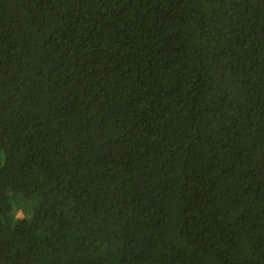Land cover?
Masks as SVG:
<instances>
[{
	"label": "trees",
	"instance_id": "1",
	"mask_svg": "<svg viewBox=\"0 0 264 264\" xmlns=\"http://www.w3.org/2000/svg\"><path fill=\"white\" fill-rule=\"evenodd\" d=\"M0 264H264V0H0Z\"/></svg>",
	"mask_w": 264,
	"mask_h": 264
},
{
	"label": "rangeland",
	"instance_id": "2",
	"mask_svg": "<svg viewBox=\"0 0 264 264\" xmlns=\"http://www.w3.org/2000/svg\"><path fill=\"white\" fill-rule=\"evenodd\" d=\"M19 218H24L25 217V214L21 211L18 213L17 215Z\"/></svg>",
	"mask_w": 264,
	"mask_h": 264
}]
</instances>
